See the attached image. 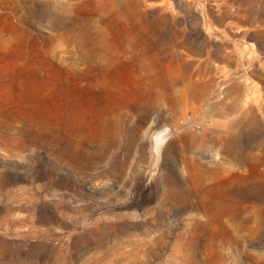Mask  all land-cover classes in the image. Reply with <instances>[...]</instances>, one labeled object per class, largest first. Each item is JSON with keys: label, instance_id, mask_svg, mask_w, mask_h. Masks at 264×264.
I'll return each instance as SVG.
<instances>
[{"label": "rangeland", "instance_id": "374dc122", "mask_svg": "<svg viewBox=\"0 0 264 264\" xmlns=\"http://www.w3.org/2000/svg\"><path fill=\"white\" fill-rule=\"evenodd\" d=\"M5 241L264 264V0H0Z\"/></svg>", "mask_w": 264, "mask_h": 264}, {"label": "bare ground", "instance_id": "6f19581e", "mask_svg": "<svg viewBox=\"0 0 264 264\" xmlns=\"http://www.w3.org/2000/svg\"><path fill=\"white\" fill-rule=\"evenodd\" d=\"M53 249H51V255L50 258H47L45 261V264H56L57 262H60V260L63 258L61 255L62 253V246H53ZM12 245L10 242H3L0 245V264H21V261L23 260V257L19 254L20 248H16ZM62 256V258H61ZM35 264H40L41 261L39 260H33Z\"/></svg>", "mask_w": 264, "mask_h": 264}]
</instances>
